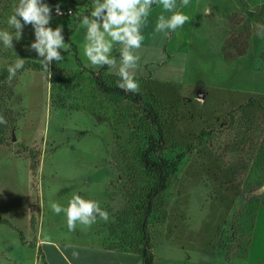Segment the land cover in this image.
Instances as JSON below:
<instances>
[{"label":"rangeland","instance_id":"rangeland-1","mask_svg":"<svg viewBox=\"0 0 264 264\" xmlns=\"http://www.w3.org/2000/svg\"><path fill=\"white\" fill-rule=\"evenodd\" d=\"M45 2L74 9L65 17L52 12L50 21L52 28L63 26L70 47L52 62L50 80L42 67L26 68L11 82L14 97L0 93L7 120L1 124L0 216L12 224L0 222V264H64L74 246L135 248L142 201L154 181L140 160L148 134L141 113L100 91L93 70L101 67L91 66L81 47L85 34L70 36L89 6ZM17 3L0 0V30L14 33L7 20ZM195 6L194 17L166 37L155 25L171 13L154 5L136 50L134 77L158 110L166 156L176 159L203 128L213 129L183 156L155 201L148 221L155 263L264 264V109L236 110L250 96L264 105V0H198ZM245 29L251 31L246 54L227 58V40ZM34 39L28 25L13 49L0 43V69L19 57L41 65L30 50ZM77 55L91 69L80 67ZM119 62L107 72L109 81L119 82ZM74 193L99 201L109 220L70 232L65 213L55 214L50 204L67 207ZM253 209L254 229L238 233L227 259L218 247L221 229L227 220L246 226Z\"/></svg>","mask_w":264,"mask_h":264},{"label":"clouds","instance_id":"clouds-1","mask_svg":"<svg viewBox=\"0 0 264 264\" xmlns=\"http://www.w3.org/2000/svg\"><path fill=\"white\" fill-rule=\"evenodd\" d=\"M156 4L162 5L166 12L171 13L170 16L162 14L158 17L155 25L156 33H164L167 37L189 22L188 15L176 11L177 0H92L90 13L80 19V24L86 30L83 54L91 66L116 68L117 60L111 54L116 45L120 46L118 67L120 80L117 87L126 92L137 94L140 92L139 82L133 72L140 60L136 50L142 46L145 39L142 28L153 5ZM181 4L187 6L189 0H181ZM52 11L45 0H18L13 14L7 20L8 27L14 29V33L0 30V43L5 48L13 49V41L21 40L24 27L32 26L35 39L30 44V50L35 51L40 58V64L48 80L53 75L50 70L52 62L62 61V51L66 52L70 47L65 43L63 26L58 25L55 28L50 26ZM55 13L58 16L63 15L59 4L55 7ZM24 63L25 59L19 57L7 68L9 80L23 69ZM0 124H7L2 114H0ZM50 207L57 215L61 212L65 213L70 232L76 230L77 224L91 228L97 223L98 218L104 222L109 220V213L100 206L99 201L85 199L75 193L67 207L56 202L51 203ZM78 255L76 252L73 253L74 257Z\"/></svg>","mask_w":264,"mask_h":264},{"label":"trees","instance_id":"trees-1","mask_svg":"<svg viewBox=\"0 0 264 264\" xmlns=\"http://www.w3.org/2000/svg\"><path fill=\"white\" fill-rule=\"evenodd\" d=\"M69 1L77 3L78 6L83 8L88 5L89 10L87 13H85V15L90 13L91 5L88 0H81V1L69 0ZM82 16H80L78 21H80ZM250 34L251 31L249 29H245L243 30V32L235 34L231 38H229L226 43L227 49L224 50V55L229 59H235L239 56L246 54L249 46ZM73 44L76 47V52H77L78 51L77 46L75 43ZM233 48H235V50ZM113 58H115L117 61L120 60V52L118 47L115 50ZM77 60L80 67L89 68L83 64V62L80 60L78 55H77ZM38 67H42V66L36 63L35 61L26 60L23 69L19 70L16 76L12 80L8 79L7 67H2L0 69V93H4L7 99L14 97L15 93H14V89L12 88L13 84L11 82L15 81L17 76H19L21 72L26 68L36 69ZM108 70L109 68L107 66L101 67L97 70H93L94 80L96 82V85L99 87L100 91L103 94H105L110 101L114 103H119L120 101L123 100L134 103L138 111L141 113L143 122L148 131L146 142L143 145L141 151L140 160L144 168L149 173L153 174L154 181L148 187L144 200L142 201V216L138 220V231H139L138 245L133 249L137 250L140 254L141 257L140 264H156L155 255L152 251L151 232L148 224L149 218L153 214L155 201L167 189L169 178L177 171L178 164L183 158V156H185L188 151L190 152L191 150H195L199 146L203 145V143L205 142L206 134H208L213 129L203 128L199 132L196 141L190 143L187 150L180 152L177 155L176 159L168 158L165 154L167 141L164 135L163 123L155 104L150 99L145 97L141 89L140 92L137 94V93L126 92L118 88L117 87L118 82L109 81L107 79ZM0 98H4V96ZM250 108L264 109V105L260 100L256 99L253 96H250L249 99L245 103L240 104L236 108V110L249 112L250 110L248 109ZM233 111L235 110L230 111L231 117L233 116L232 113ZM0 114H2L4 117L6 115V111L1 106V103H0ZM1 133H2V126L0 124V143L3 142ZM247 215L249 217V222L247 223L246 226H244V224L241 225L240 220H234V221L232 220V222L227 220L226 227L221 229L218 247L226 252L227 259H229L230 251H234L236 249L237 244L239 243L238 233L240 232L241 234H245L248 236L251 230H253L255 227L256 209H253L252 211H248ZM0 222L9 224L10 226L12 225L7 218H3L1 216H0ZM231 229L232 231L228 232ZM110 248H115V246H110Z\"/></svg>","mask_w":264,"mask_h":264},{"label":"crops","instance_id":"crops-1","mask_svg":"<svg viewBox=\"0 0 264 264\" xmlns=\"http://www.w3.org/2000/svg\"><path fill=\"white\" fill-rule=\"evenodd\" d=\"M88 1L90 2L92 8V0ZM178 5H180V7ZM195 5H198V0H189V4L187 6L182 5L181 0H177V8L179 7V11L188 15L189 18L194 17V9L196 8ZM156 6L163 8V6L159 4H156ZM78 30L80 32H83L84 34L86 32V30L80 24V21H78L74 29L71 31L70 36L72 37ZM84 37L85 35L82 37L81 47L84 43ZM76 46L78 50L79 44H76ZM110 69L111 68H109V70ZM46 245L48 244L43 243V249ZM51 245L55 247L54 244ZM74 252L79 254L78 257L73 256ZM108 257H110L111 259H108ZM62 259L64 264H140L141 262V257L137 250L119 247L110 248V246H101L99 248L74 246L70 249L67 258L62 256ZM49 264L52 263L49 261Z\"/></svg>","mask_w":264,"mask_h":264},{"label":"built area","instance_id":"built-area-1","mask_svg":"<svg viewBox=\"0 0 264 264\" xmlns=\"http://www.w3.org/2000/svg\"><path fill=\"white\" fill-rule=\"evenodd\" d=\"M56 7V6H55ZM55 7L52 9L53 11V14L55 15V16H57V17H65V16H67V15H71L72 13H73V11H74V9L72 8V7H70V6H60V8H61V11L63 12V15H60V16H58V15H56V13H55Z\"/></svg>","mask_w":264,"mask_h":264}]
</instances>
